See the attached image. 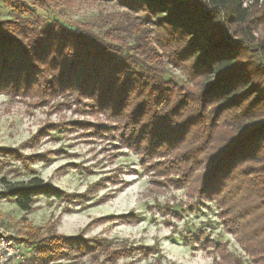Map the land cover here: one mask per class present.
Listing matches in <instances>:
<instances>
[{
	"label": "trees",
	"instance_id": "trees-1",
	"mask_svg": "<svg viewBox=\"0 0 264 264\" xmlns=\"http://www.w3.org/2000/svg\"><path fill=\"white\" fill-rule=\"evenodd\" d=\"M0 1L13 11L0 18V93L86 100L89 111L122 124L145 158L171 157L184 176L201 171V196L222 209L243 250L264 264V36L249 28L264 19V0H89L122 10L101 32L42 18L33 7L46 0ZM165 64L185 81L167 77ZM201 154L203 165L195 166ZM1 155L17 157L6 148ZM30 172L19 181L1 175L0 198L25 213L39 197L63 199ZM76 239L54 233L29 259L71 255L83 246Z\"/></svg>",
	"mask_w": 264,
	"mask_h": 264
},
{
	"label": "rangeland",
	"instance_id": "rangeland-1",
	"mask_svg": "<svg viewBox=\"0 0 264 264\" xmlns=\"http://www.w3.org/2000/svg\"><path fill=\"white\" fill-rule=\"evenodd\" d=\"M47 3L35 4L34 12L67 25L86 24L94 32L109 26L110 14L122 12L116 2ZM249 5L245 0L243 6ZM12 12L0 1V18ZM256 22L260 25L251 23L250 31L262 37L264 19ZM165 68L167 77L185 81L180 70ZM86 102L0 93V148L17 155L0 156L6 159L0 176L27 180L34 170L63 198L39 197L26 213L0 198V226L18 242L19 264H42L30 261V250L54 233L76 236L83 246L44 264H256L222 209L201 196V171L184 176L172 169L177 163L171 157L145 158L142 144L127 143L122 124L89 111ZM196 158L195 166H202L203 155Z\"/></svg>",
	"mask_w": 264,
	"mask_h": 264
},
{
	"label": "built area",
	"instance_id": "built-area-1",
	"mask_svg": "<svg viewBox=\"0 0 264 264\" xmlns=\"http://www.w3.org/2000/svg\"><path fill=\"white\" fill-rule=\"evenodd\" d=\"M22 260L23 254L14 235L0 226V264H19Z\"/></svg>",
	"mask_w": 264,
	"mask_h": 264
}]
</instances>
